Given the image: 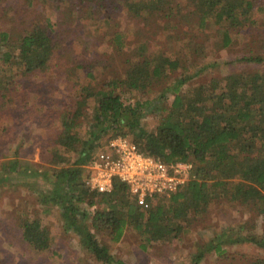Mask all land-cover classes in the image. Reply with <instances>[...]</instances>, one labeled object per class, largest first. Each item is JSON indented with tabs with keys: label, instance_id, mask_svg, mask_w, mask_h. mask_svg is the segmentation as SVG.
Wrapping results in <instances>:
<instances>
[{
	"label": "trees",
	"instance_id": "16d2710c",
	"mask_svg": "<svg viewBox=\"0 0 264 264\" xmlns=\"http://www.w3.org/2000/svg\"><path fill=\"white\" fill-rule=\"evenodd\" d=\"M61 1L66 16L79 22L109 11V16L98 26L108 27L107 39L116 45L115 50L122 51L128 42L125 33L111 30L116 8L122 5V10L136 20L137 26L144 24L142 34L138 33V45L132 51L133 58L127 59L122 75L115 72L117 68L111 62L103 65V71L98 74L95 63L74 58L70 60L73 69L83 70L91 79H103L109 69L107 66L115 70L108 81L103 79L99 85L89 83L78 87V95L73 100L75 106H70L72 110L66 106L62 110L53 109L51 114L40 113L41 127L48 133L42 154H47L46 160L58 166L50 175L52 188L42 192L43 200L62 207L67 229L79 234L81 244L102 262L127 264L100 242L99 233L118 242L130 226L139 233L141 246L145 247L153 241L182 238L185 225L193 224L197 218L203 219L211 206L238 203L264 215V71L260 70L264 55H243L229 61L257 64V70L229 72L221 77L214 75L208 82L192 83L190 81L207 73L217 63L203 62L190 73L187 62L193 64V59L176 49L181 31L185 36L200 39L192 40L194 50L204 49L208 42L205 33L212 26L220 34L214 41L215 46L236 45L238 39L230 27H246L253 32L258 24L253 15L257 10L264 11V0ZM112 4L116 6L108 10ZM26 23L20 30L22 33L19 31L17 35V51L6 50L0 55V63L5 65L7 74L13 76L9 87L0 81V98L20 95L24 90L17 79L23 76L20 72L46 70L68 46L66 37L57 32L49 17L42 24L31 20ZM154 29L163 35V40L164 35L175 40L171 49L163 54L147 47L148 32ZM261 33L253 44L264 50V29ZM9 37V30H0V48ZM250 51L253 52V48ZM180 68L183 69L181 75L163 89L158 100L144 98L157 80H163L171 70ZM133 93L143 98L126 101ZM169 98L172 99L167 103ZM22 106L27 108L24 103ZM3 110L0 105V112ZM148 114L157 119L151 129L143 123ZM87 115H91V120L85 130L80 119ZM8 124L2 129L7 130ZM119 136L129 138L143 153L167 163L191 161L194 164L192 176L181 191L169 196L155 195L146 209L130 193L128 184L120 180L115 181L110 192L92 190L84 181L87 164L95 157V152L105 150L110 141ZM16 150L19 152L18 148ZM73 154H76L74 160ZM21 169L18 159H13L5 170L14 174ZM2 177L0 173V182H4L0 184H4L2 191L8 186L15 187L13 180L5 182ZM82 201L97 207L93 212L81 211L79 202ZM28 214L19 217L24 239L37 251L49 249L52 237L48 227L40 217L32 218ZM244 242L264 248V234L245 233L233 225L214 229L211 238L198 247L190 264H200L207 251H214L219 258L227 257L225 264H249L239 255L230 258L233 253H229V245ZM0 264H5L1 256ZM252 264H264V257H255Z\"/></svg>",
	"mask_w": 264,
	"mask_h": 264
},
{
	"label": "rangeland",
	"instance_id": "374dc122",
	"mask_svg": "<svg viewBox=\"0 0 264 264\" xmlns=\"http://www.w3.org/2000/svg\"><path fill=\"white\" fill-rule=\"evenodd\" d=\"M60 1L0 0V30L10 31L9 39L1 43L0 55L6 50H11L13 53L17 51V35L22 33L20 30L28 20L42 24L46 21V17H49L54 22L57 32L63 33L68 43L65 53L57 56L46 70L35 69L20 72L23 76L17 79L24 89L20 95L16 93L11 99L0 98V105L4 109L0 112V173L4 175L5 182L11 179L13 180L12 185L15 186L13 188L8 186L2 191L1 186L4 184L0 185V256L5 264H107L98 260L81 244L76 231L67 229L62 207L56 206L50 200L48 202L43 200L42 192L52 188L53 178H50V175L58 166L46 160L48 159L47 154H42L43 142L48 138V133L41 127L40 113L51 114L53 109L62 110L66 106L74 107L75 101L73 100L78 95V87L89 83L99 85L103 79L108 81L115 68H117L115 72L122 75L127 68V59L133 58L132 51L138 45V33L142 34L141 26L144 24L137 26L136 20L122 10V5L116 8L117 11L111 20V30L125 33L128 42L122 51L115 50L116 45L112 40L107 39L108 27L99 28L98 26L103 24L109 16V11H104L102 15L94 14L92 19L83 18L79 22L73 20L71 16L69 18L66 16L62 10L64 6ZM114 6L116 5H110L108 10L113 9ZM253 16L258 21L257 28L251 32L246 27L231 26V32L238 42L236 45L225 48H219L214 44L215 39H219L220 35L215 26L205 33L208 41L207 47L201 48L199 52L192 47L194 44L192 40L199 41V38L193 39V36H185L182 31L179 33L176 49L193 59V64L187 62L190 73H193L195 67L202 65L203 62L217 63L210 71L190 82H208V79L214 75L221 77L229 72H251L258 69L257 64L229 62L243 55H264V50H261L259 45L256 44V47L253 44L259 40L261 30L264 29V11L257 10ZM68 25L76 29H70ZM79 35L82 37L79 38ZM174 41L165 35L163 40V35L155 32L154 29L148 32L146 43L149 49H157L160 54H163L171 49V43ZM250 48H253V52ZM74 58L86 59L95 63V73L98 74L103 71V65L107 62H111L115 68L107 66L109 69L104 72L103 79H91L83 70L73 69L74 64L70 60ZM182 70V68L178 71L171 70L163 80H157L144 98L147 96L158 100L163 89L170 87L181 75ZM260 70L264 71V65L260 67ZM12 77L9 73L7 74L5 65L0 63V81H3V85L9 87ZM186 86H183V89ZM139 98L143 97L138 93H133L130 94L129 99L131 100L126 101H135ZM171 99L169 98L167 103ZM22 103L27 108L23 107ZM70 109L73 108L70 107ZM91 115L80 119L84 122L82 128L85 130L88 128ZM35 119L36 122L33 121ZM7 123H10L9 128L2 129ZM143 123L151 129L156 126L157 119L148 114ZM83 135L81 133V136ZM16 148L19 152H16ZM99 152H95V156ZM75 155L73 154L72 160ZM13 159H18L22 167L21 171L14 174L5 170ZM2 183L4 182H0ZM79 203L81 211L87 212L89 209L93 212L97 207V205L91 206L87 201ZM27 213L32 218L40 217L48 227L49 235L52 237L49 249L37 251L24 239L19 217ZM88 223L90 225L91 221ZM230 225L245 233L263 235L264 215L250 210V207L247 208L243 204L226 202L211 206L203 219L197 218L193 224H186V231L182 238L173 237L166 241H153L142 247L139 233L130 226L126 228L125 235L118 242L112 241L105 234L99 233L98 238L117 258L123 259L127 264H190L198 247L211 238L214 229ZM229 250L230 254L233 253L231 259L234 255H239V258L245 262L248 261L249 264L254 263L255 257H264V248L252 242L231 244ZM226 259L225 256L219 258L214 251H207L200 264H225Z\"/></svg>",
	"mask_w": 264,
	"mask_h": 264
},
{
	"label": "built area",
	"instance_id": "2783aa9c",
	"mask_svg": "<svg viewBox=\"0 0 264 264\" xmlns=\"http://www.w3.org/2000/svg\"><path fill=\"white\" fill-rule=\"evenodd\" d=\"M193 167L191 161L167 163L143 153L130 139L118 137L89 162L84 181L98 191L109 192L115 180H121L146 209L155 195L169 196L181 191L192 176Z\"/></svg>",
	"mask_w": 264,
	"mask_h": 264
},
{
	"label": "bare ground",
	"instance_id": "6f19581e",
	"mask_svg": "<svg viewBox=\"0 0 264 264\" xmlns=\"http://www.w3.org/2000/svg\"><path fill=\"white\" fill-rule=\"evenodd\" d=\"M119 137H122V136H119ZM116 138H118V137H116ZM125 138H126V137H125ZM114 139H115V138H114ZM128 139H129V138H128ZM112 140H113V139H112ZM88 164H89V163H88ZM88 164H87V165H88ZM116 180H118V179H116ZM116 180H115V181H116ZM120 181H121V180H120ZM114 186H115V184H114ZM128 186H129V185H128ZM91 189H92V190H97V189H94V188H92V187H91ZM113 189H114V188H113ZM113 189H112V190H113ZM112 190H111V191H112ZM97 191H98V190H97ZM99 192H101V191H99ZM109 192H110V191H109Z\"/></svg>",
	"mask_w": 264,
	"mask_h": 264
}]
</instances>
